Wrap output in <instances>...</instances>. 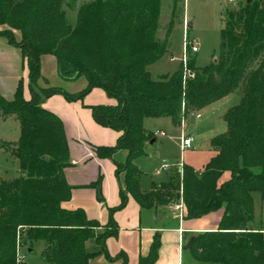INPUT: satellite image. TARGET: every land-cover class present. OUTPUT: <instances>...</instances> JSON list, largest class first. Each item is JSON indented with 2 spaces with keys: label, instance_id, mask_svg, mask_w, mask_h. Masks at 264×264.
Wrapping results in <instances>:
<instances>
[{
  "label": "trees",
  "instance_id": "16d2710c",
  "mask_svg": "<svg viewBox=\"0 0 264 264\" xmlns=\"http://www.w3.org/2000/svg\"><path fill=\"white\" fill-rule=\"evenodd\" d=\"M64 2L0 0V36L20 49L30 91L25 98L19 80L11 98L0 94V115L14 116L20 127V138L10 148L19 176L0 179V264H17V247L31 251L36 241L44 243L42 264H90L93 256L106 253L105 240L117 235L113 213L129 197L147 209L181 201L183 220L222 209L215 229L191 237L187 251L195 264H264V233L249 225L253 194L264 204V0L222 10L218 50L208 64L197 65L186 45V67L193 77L185 79L182 62L172 75L158 79L146 69L166 51V38H155L161 0H88L78 7L74 26L66 21ZM178 2L172 0V15ZM13 30L19 31V39ZM43 55L54 56L61 79L83 77L85 86L77 92L39 87ZM240 86L239 102L224 114L226 132L210 140L217 153L202 171L183 165L182 175L172 169L168 181L142 191L134 161L146 156L145 146L154 138L144 119L169 117L180 124L189 112ZM96 87L114 101L89 105L91 116L118 132L114 145L94 147L97 157L112 161L119 182L120 202L108 208L105 225L81 208L62 206L72 192L63 174L70 165L69 147L61 119L42 106L56 94L81 101ZM118 151L126 152L123 160L115 158ZM225 172L230 177L221 182ZM100 182L90 186L102 202ZM89 240L96 245L92 251L86 248ZM160 245L156 232L138 264H154ZM108 259L127 264L123 252Z\"/></svg>",
  "mask_w": 264,
  "mask_h": 264
},
{
  "label": "crops",
  "instance_id": "0c3cea01",
  "mask_svg": "<svg viewBox=\"0 0 264 264\" xmlns=\"http://www.w3.org/2000/svg\"><path fill=\"white\" fill-rule=\"evenodd\" d=\"M2 28H4V26H0V30ZM13 32L16 38L19 39V31L13 30ZM0 58L3 59L8 65L12 64L14 66H21V72L24 71V62L20 49L9 44L7 42V39L3 36H0ZM40 62L41 76L46 67H50V69L53 70L54 74L58 75L54 56L43 55ZM42 78L44 77H41V79ZM57 78L60 82H62V86L57 87H60L67 92H77L79 91L80 87H82L83 84L86 83L84 79L79 88L72 89V86L70 87V85L74 84L77 79L63 80L60 77ZM57 84L59 85V83ZM39 87H44V85L41 84V86ZM15 88L16 85H14V88H12L13 92ZM13 92L12 94H9L5 97L11 98ZM24 97L28 99L30 96L24 94ZM86 98L81 101H67L63 96L56 94L46 99L42 103V106L56 114L61 119L69 147L70 165L64 168L63 174L67 183L72 186V192L71 198L68 201L63 202L62 206L66 209L81 208L85 211L88 218L95 219L101 225H105L108 221V208L116 206L119 200V182L115 176V166L112 161L108 158L97 157L94 151V147L114 145L115 143L113 144L111 142V139L112 136L113 138L116 136L117 139L118 132H115V134L111 135L108 131H106L109 130V128H104L95 123L91 116V111L88 108V106L92 104L112 103V99L107 96L106 100L103 99L99 102L93 103L89 100H86ZM195 111L189 112L183 119L182 124H178V127L180 128V131L178 132L179 136L175 141H172L171 145H169V150L171 149V146H173L175 150L181 154V160H176L168 157V153L166 156H163L157 163H155L154 161L152 173L155 177L160 176L161 173H164L168 176L172 172V169L176 168L175 165L179 161H182L183 165H188L195 171L200 172L202 171L206 163L210 160V158L217 153L210 146V140L220 134L213 133L211 135L209 134L205 137L201 136L199 138L185 131V124L187 121H189L192 113ZM10 117L14 116L2 118L7 119ZM145 130L150 133L157 131H151L148 129ZM190 130L191 133H194L192 132L193 128H190ZM159 131L164 132L162 129H160ZM102 135H108V137H103ZM158 137L163 136L154 137L153 142H149L145 146V149L147 146L153 145ZM182 137H192V141L189 147L181 149ZM125 155V151H118L114 156L118 160H123ZM144 157L147 160H153L150 154L146 153V156ZM163 161H166L170 164L167 170H161V164ZM145 162L146 161H141L139 159H136L134 161V163H137V165H135L141 171L138 180L141 190L143 189L142 191L150 190H145L146 186H141L140 184L142 183V185H144V182L141 179V164H145ZM229 177V172H225L221 176L220 181H226L227 179H229ZM99 178L101 181V192L105 200L104 205L101 204L102 202H95L94 197L96 195V192L95 189L90 186V184L95 183ZM152 185H155L154 182H152L151 186ZM128 206H132V211L129 215L127 212L128 209H124L123 211L117 213L115 216L114 221L118 227L117 235L114 237H108L105 240V248L108 249L111 256H115L116 254L123 252L127 256V264H138L139 258L148 254L153 235L156 232L160 234L161 245L154 264H195L188 251L184 250L183 247L195 233L215 229L222 215V209H219L218 211H216V217L213 224H210V226H202L200 224L196 225V222L199 218L182 220V222L180 223L178 219L173 218L171 213L168 211V208L171 206L147 209L141 208L136 201L135 204L130 201ZM206 216L208 215H204L200 218H205ZM249 225L251 228L259 229L264 233L263 226H254L255 224L252 223V221L249 223ZM179 228H182V233L179 232ZM187 233L193 234L189 236L187 238L188 240L186 241ZM116 238L118 240L114 241ZM90 242L94 244L93 240H89L86 242V248L89 251H91L88 248L90 247L89 245H91ZM24 250L25 249H23V251ZM32 251L33 250L29 251V253ZM89 263L98 264L97 262L93 261L92 258L89 260ZM111 263L114 262H110V264ZM120 263L121 260H117L116 264Z\"/></svg>",
  "mask_w": 264,
  "mask_h": 264
},
{
  "label": "rangeland",
  "instance_id": "374dc122",
  "mask_svg": "<svg viewBox=\"0 0 264 264\" xmlns=\"http://www.w3.org/2000/svg\"><path fill=\"white\" fill-rule=\"evenodd\" d=\"M88 0H65L62 9L65 11V18L70 26H74L76 22V12L80 4ZM246 0H179L175 13L172 15V0H161V12L158 22V29L156 31L155 38L158 41L163 42L166 38V51L163 56L155 61L154 63L146 67L152 79H158L162 75H172L179 67L182 58L184 56V41L185 38L189 42L190 40H196L198 45V52L191 53L195 56L196 64L203 66L208 64L216 54L220 42V30L223 26V9L234 10L238 6L243 5ZM173 23L168 36L166 37L169 25ZM172 58V60H170ZM24 62V71L21 72V66L8 65L3 59L0 58V94L7 96L12 94L14 85H17L18 81L22 82L23 94L30 96L28 78H27V66ZM41 71V67H40ZM41 77H44L41 79ZM59 75L54 74L50 67H46L40 78L37 81V85L41 86H62V82L57 78ZM84 78H78L76 82L70 87L72 89L79 88ZM59 83V85L57 84ZM86 84V83H85ZM83 84L82 87L85 86ZM10 86V87H9ZM9 87V88H8ZM69 87V88H70ZM74 87V88H73ZM80 87V89H82ZM79 89V90H80ZM107 94L105 91L96 87L91 90L84 98L93 103L99 102L101 100H106ZM241 96V86L237 87L234 91L227 94L225 97L221 98L217 102H214L205 108L195 111L192 113L189 121L185 124V131L196 137L207 136L211 134H224L227 130V125L224 120V114L226 111L236 105L239 102ZM112 101H114L112 99ZM180 125L183 119H180ZM144 127L148 130L162 129L166 134L163 137H158L153 145L147 146L145 152L150 154L152 161L145 159V157L138 158L141 161H146L145 164H141L142 170V181L144 182L141 186H146L145 190L151 188L152 182L156 186L168 181L169 175L161 173L160 176L155 177L153 175L154 161L157 163L163 156L167 155L176 160H181V154L175 150L173 146L169 150V145L172 141H175L179 136L178 132L180 128L178 124H175L169 117H155L146 118L144 120ZM105 128V127H104ZM190 128H193L191 133ZM111 135L115 134L116 131L109 129L106 130ZM103 137H108V135H102ZM20 138V127L19 122L15 117H10L3 119L0 116V179L5 181L14 180L19 176V162L12 155L10 148L16 143ZM116 141V136L111 139L114 144ZM203 146V145H201ZM137 159V160H138ZM140 163V162H139ZM137 165V163H135ZM140 165V164H138ZM141 189V187H140ZM143 190V189H142ZM119 194V193H118ZM95 202L100 203L97 200L96 195L94 197ZM99 201V202H98ZM132 201L135 204V200L129 197L124 208L117 210L113 213V219L117 213L128 209V215L132 211V206H128L129 202ZM120 202V198L116 205ZM102 205L105 204V200L102 201ZM131 205V204H130ZM130 207V208H129ZM172 217L178 219L177 211L168 208ZM205 218H199L196 225L210 226L213 224L216 217V211L210 212ZM253 215L252 223L254 226L264 227V204L262 203L258 193L253 194ZM179 221V220H178ZM193 233L186 234L187 238ZM193 236V235H192ZM116 238L114 241H117ZM88 247L91 251L95 249V243H91ZM44 247V243L41 241H36L33 244V251L26 252L21 251L23 255L22 264H42L40 258L41 250ZM25 248V246H23ZM108 255L111 256L108 249L106 253L102 252L92 257L93 261L98 264H110ZM114 263L111 264H116Z\"/></svg>",
  "mask_w": 264,
  "mask_h": 264
},
{
  "label": "built area",
  "instance_id": "2783aa9c",
  "mask_svg": "<svg viewBox=\"0 0 264 264\" xmlns=\"http://www.w3.org/2000/svg\"><path fill=\"white\" fill-rule=\"evenodd\" d=\"M186 45L189 46L190 48V52L191 53H196L198 52V45H197V41L196 40H190L189 42L187 41V39L185 38L184 41V56L182 58V64H183V77L185 78H192L193 77V72H191L189 69H187L186 67V61H187V54H186ZM170 60H172V58H170ZM153 137L156 136H164L165 133L162 131H154L152 133ZM192 141V137H182L181 139V149H184L186 147L190 146V143ZM170 164L167 163L166 161H163L161 164V170H167L169 168ZM176 168L179 172L180 175H182V170H183V163L182 161H179L176 165ZM172 209L177 211V218L179 220V222L181 223L183 218H182V214H183V205L182 202L179 201L178 203L174 204L171 206ZM179 232L182 233V228H179ZM25 249L23 247L18 246L17 247V255H16V263L17 264H22L23 263V255H21V251Z\"/></svg>",
  "mask_w": 264,
  "mask_h": 264
},
{
  "label": "water",
  "instance_id": "95a60500",
  "mask_svg": "<svg viewBox=\"0 0 264 264\" xmlns=\"http://www.w3.org/2000/svg\"><path fill=\"white\" fill-rule=\"evenodd\" d=\"M249 1V0H248ZM215 60V59H214ZM153 142V139L150 141V143H152ZM190 241H191V239H189L188 241H187V243H186V245L183 247V249L184 250H187L188 249V247H189V244H190ZM27 252H29L30 250H26Z\"/></svg>",
  "mask_w": 264,
  "mask_h": 264
}]
</instances>
